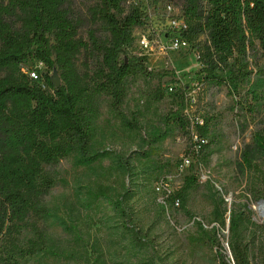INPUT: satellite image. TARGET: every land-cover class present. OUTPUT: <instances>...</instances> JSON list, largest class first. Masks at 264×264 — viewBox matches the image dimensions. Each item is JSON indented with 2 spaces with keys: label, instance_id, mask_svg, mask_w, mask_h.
I'll use <instances>...</instances> for the list:
<instances>
[{
  "label": "trees",
  "instance_id": "obj_1",
  "mask_svg": "<svg viewBox=\"0 0 264 264\" xmlns=\"http://www.w3.org/2000/svg\"><path fill=\"white\" fill-rule=\"evenodd\" d=\"M168 2L182 5L181 37L188 44L209 39L197 53L201 69L189 94L225 88L239 129L258 126L238 168L252 175V194L264 201V0ZM69 3L0 0V264H169L156 232L166 213L157 198L177 164L165 158L164 146L187 135L197 159L206 162L216 122L197 124L194 140L187 97L167 113L160 110L161 89L129 103L130 82L150 85L165 75L148 69L146 55L134 54V32L147 25L137 0H95L90 15L104 37L91 31L89 43ZM82 52L96 60L84 74L76 65ZM39 65L45 71L37 79L25 72ZM51 72L63 81L58 89ZM103 101L117 125L112 136L119 137V150L106 147ZM66 158L76 172L72 197L50 203ZM197 183L194 174L185 177L171 205L186 206ZM213 203L214 213L222 212L217 224L225 227L227 204L221 198ZM250 215L249 209L231 211L228 245L235 264H253ZM217 233L209 235L215 243Z\"/></svg>",
  "mask_w": 264,
  "mask_h": 264
},
{
  "label": "rangeland",
  "instance_id": "obj_2",
  "mask_svg": "<svg viewBox=\"0 0 264 264\" xmlns=\"http://www.w3.org/2000/svg\"><path fill=\"white\" fill-rule=\"evenodd\" d=\"M154 1L137 0L145 12L147 25L134 32L137 38L134 54L146 55L148 69L165 75L159 83L155 81L150 85L142 79L130 82L129 103L133 105L138 97H144L149 89H161L164 99L160 103V110L163 113L176 110L187 97L189 101L186 112L190 130L194 135L196 125L204 119L210 118L216 122L214 142L205 151L206 154H212L206 162L197 159L187 135L177 136L165 143V158L171 160L172 165H177L164 185L158 189L157 203L166 209L161 218L162 222L157 226L158 241L165 254L171 255L169 264H235L228 245L231 211L246 212L249 209L253 227L250 228L247 241L256 249L253 264H261L264 256V216L260 207L264 201L252 194V175L244 176L238 168L240 156L245 148L251 145L258 126L252 124L245 132L239 129L232 110V100L225 88H195L189 94L188 86L193 85L201 69L197 53L209 45V39L207 35H203L196 42L190 43L187 49H172L174 35L171 25L172 21L180 19L182 5L175 4L174 7L169 5V0L160 1L158 4ZM94 5L95 0H70L69 3L72 16L82 22L80 37L88 43L91 31L100 38L104 37L100 26L92 23L90 9ZM129 5L130 3L126 4L127 7ZM142 36L152 44L148 51L139 46L138 40ZM95 63L96 60L91 55L82 52L76 61L77 70L84 74L87 67L93 69ZM29 70L39 77L45 68L42 65L25 68V72ZM52 75L51 72L50 76ZM61 83L63 84V81ZM101 104L102 117L99 123L109 135L107 150H119L121 141L118 136H112L117 131V125L108 116L106 103L103 101ZM196 138L195 135L194 140ZM71 159L60 161L58 170L63 181L50 194V203L61 205L72 197V178L76 172L72 168ZM262 169L264 171V166ZM192 174L198 178V183L190 195L189 202L186 206H180L178 203L172 206L169 197L179 191L185 177ZM214 198H221L227 204V214L223 217L225 227L217 224L216 215L220 216L222 212L214 213ZM213 230L218 231L217 243L213 241V236L209 237Z\"/></svg>",
  "mask_w": 264,
  "mask_h": 264
},
{
  "label": "built area",
  "instance_id": "obj_3",
  "mask_svg": "<svg viewBox=\"0 0 264 264\" xmlns=\"http://www.w3.org/2000/svg\"><path fill=\"white\" fill-rule=\"evenodd\" d=\"M171 26H172V31L174 35V39L171 42V48L174 50L187 49L189 47V44L181 37V31L186 28L185 22L180 18L177 21L176 20L172 21ZM138 43H139L140 48L143 49L144 51H148L152 47V44L145 36H142L138 40ZM31 77L34 79H37V76L35 73H32Z\"/></svg>",
  "mask_w": 264,
  "mask_h": 264
},
{
  "label": "water",
  "instance_id": "obj_4",
  "mask_svg": "<svg viewBox=\"0 0 264 264\" xmlns=\"http://www.w3.org/2000/svg\"><path fill=\"white\" fill-rule=\"evenodd\" d=\"M52 84L53 86L58 89L61 86V80L59 78V76L57 75V73L55 72L54 75L52 76Z\"/></svg>",
  "mask_w": 264,
  "mask_h": 264
},
{
  "label": "bare ground",
  "instance_id": "obj_5",
  "mask_svg": "<svg viewBox=\"0 0 264 264\" xmlns=\"http://www.w3.org/2000/svg\"><path fill=\"white\" fill-rule=\"evenodd\" d=\"M261 210H262V213H263V216H264V203L263 204H261Z\"/></svg>",
  "mask_w": 264,
  "mask_h": 264
}]
</instances>
